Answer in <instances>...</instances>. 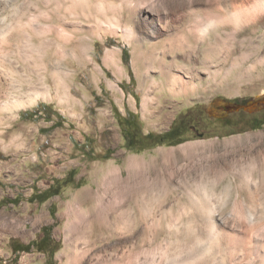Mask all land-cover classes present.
Wrapping results in <instances>:
<instances>
[{
  "label": "rangeland",
  "instance_id": "374dc122",
  "mask_svg": "<svg viewBox=\"0 0 264 264\" xmlns=\"http://www.w3.org/2000/svg\"><path fill=\"white\" fill-rule=\"evenodd\" d=\"M257 1L18 0L5 7L0 264H65L77 216L112 202L124 209L108 231L94 221L95 239L91 228L74 242L84 264H264V246L244 251L264 245V230L244 217L249 208L264 227V109L222 110L264 94V11H250ZM208 27V35L197 31ZM172 128L177 138L146 145L144 135ZM57 182L59 195L30 202ZM210 206L233 234L219 244L209 240ZM45 226L51 235L40 252ZM33 242L30 252L14 250Z\"/></svg>",
  "mask_w": 264,
  "mask_h": 264
},
{
  "label": "bare ground",
  "instance_id": "6f19581e",
  "mask_svg": "<svg viewBox=\"0 0 264 264\" xmlns=\"http://www.w3.org/2000/svg\"><path fill=\"white\" fill-rule=\"evenodd\" d=\"M18 0H0V16H2L3 12H4V9L5 7H8L11 5V3L13 2H17ZM259 11V10H262L264 11V0H258L253 6L251 5V10L250 11ZM2 20V23L5 24L4 26H6V29L7 28H13L12 24L7 22L6 19H1ZM213 22V21H211ZM212 26V23L211 25ZM16 29V28H15ZM194 29V28H193ZM197 29V28H196ZM210 29L211 28H198L197 31L199 34H201L202 36H205V35H208L209 32H210ZM191 30V29H190ZM11 31V30H10ZM13 31V30H12ZM16 31V30H15ZM6 32V31H5ZM2 35V34H0ZM4 35V34H3ZM7 35L9 36V32L7 33ZM7 35L5 37H7ZM232 37H237L236 33L233 34ZM4 38V37H3ZM187 39V38H186ZM188 41V40H187ZM53 43V42H52ZM62 45V44H61ZM22 60V59H21ZM58 73V72H57ZM55 75V73H54ZM57 76V75H56ZM184 88L183 89H186V87H188L186 84L183 85ZM182 89V88H181ZM149 95V94H148ZM38 99V95L32 97L30 100H29V103H24V102H17L18 105L22 106V107H26L30 104H32L33 102H35L36 100ZM152 101L150 99L147 100L146 104L144 105L145 108H148L150 106L149 102ZM114 178V177H112ZM115 178H118V176L116 177L115 175ZM110 180V179H109ZM117 179H115V183ZM117 186V185H116ZM119 186V185H118ZM113 189V187L109 186L107 191L111 192L113 190H110V189ZM115 188V187H114ZM135 192V191H134ZM252 193V192H251ZM255 194V193H254ZM106 202V201H104ZM206 208V207H205ZM71 209V208H70ZM124 209V205H119L117 204V202H112V203H109L108 205H102V206H95L94 209L92 210V212L88 215H78L77 217L80 218L79 221H75L74 223H72V225L70 226L69 230H68V237H67V248L64 252V254L62 255V258L63 259H66V263L65 264H84V262L86 261L85 259V253L82 252L80 250V247L75 244V240H80L81 238L84 239L88 234L89 232L91 231V228L93 227V225L91 223H93L94 221H97L100 226H103V228H107V227H104V226H107V224L109 223H114L111 222V219L114 220V218H112L114 215L120 213V211H122ZM75 211V210H74ZM73 211V212H74ZM119 211V212H118ZM243 211V210H242ZM244 217L247 219L248 223L250 225H257L259 229H262L264 230V227H260L259 224V220H257L258 218L255 217V213L254 211H252L251 209L249 208H245L244 210ZM236 212V211H235ZM72 213V212H71ZM79 213V212H78ZM123 213V211H122ZM238 213V212H237ZM75 214V213H74ZM216 211L214 209V207H208V209L206 210V219H207V224H208V229H209V240L210 242L214 243V244H219L221 243V238L222 237H225L227 235H229L228 238H231L233 237L231 235V233L227 234V230H225L223 228V225H224V221H221L219 218L216 217ZM218 215V214H217ZM74 216V215H73ZM241 216V215H240ZM243 217V216H242ZM240 219V218H239ZM124 220L125 219H121V221H123L124 223ZM246 221V222H247ZM118 223V222H117ZM121 223V222H120ZM261 223V222H260ZM98 224V225H99ZM263 224V223H262ZM248 226V225H247ZM95 228H92V233L93 236L95 233L94 231ZM119 229V228H118ZM195 229V228H193ZM103 230V229H102ZM107 230V229H105ZM171 230V229H170ZM97 231V230H96ZM108 231V230H107ZM231 231V230H230ZM105 232V231H104ZM201 232V231H200ZM234 233V232H233ZM239 234V233H238ZM97 235V234H96ZM235 235V234H234ZM261 235V234H260ZM255 236V235H254ZM264 236V235H263ZM176 237V236H175ZM236 238V237H235ZM240 238V237H239ZM244 238V237H243ZM246 238V237H245ZM256 238V237H255ZM94 239H95V236H94ZM234 239V238H233ZM237 239V238H236ZM262 239V238H260ZM251 240V239H250ZM254 240V239H253ZM257 240V238H256ZM220 241V242H219ZM237 241V240H236ZM242 241V240H241ZM260 241V240H259ZM240 242V241H239ZM238 243V242H237ZM235 244V243H232V245H229V248H239L241 247L240 244ZM243 243V242H241ZM249 243V242H248ZM259 242H254L252 243H249L248 247H244L245 248V252H246V255H253V253L255 252H258L259 249H262L264 246L262 243L258 244ZM264 243V242H263ZM230 244V243H229ZM228 245V244H227ZM245 245V244H244ZM243 245V246H244ZM220 247V245H219ZM262 247V248H261ZM224 248V247H223ZM235 249V250H236ZM242 249V248H241ZM264 249V248H263ZM262 249V250H263ZM243 250V249H242ZM102 251V250H101ZM237 251V250H236ZM260 252V251H259ZM242 253V252H241ZM257 254V253H255ZM125 255V254H124ZM122 257V256H121ZM250 257V256H249ZM123 258V257H122ZM65 261V260H64ZM104 262V261H103ZM232 263V262H231ZM88 264V263H87ZM172 264H177V263H172Z\"/></svg>",
  "mask_w": 264,
  "mask_h": 264
},
{
  "label": "trees",
  "instance_id": "16d2710c",
  "mask_svg": "<svg viewBox=\"0 0 264 264\" xmlns=\"http://www.w3.org/2000/svg\"><path fill=\"white\" fill-rule=\"evenodd\" d=\"M123 57L125 58V64L127 66H129V51L127 49H124L123 51ZM243 104V103H242ZM242 111V110H241ZM41 111L37 110L35 111L33 117H38L39 113ZM28 113L26 112L25 115H27ZM130 116H132V114H129ZM49 118V117H48ZM131 118V117H130ZM50 119V118H49ZM264 125V121L261 123L260 126ZM133 127V126H132ZM131 127V128H132ZM176 128H172L171 130H169L168 132L162 134V135H155L152 133H148L146 135H144V141L146 142V145L149 147H156L157 145L163 144V142H165L168 139H175L177 138L176 136ZM139 132V131H137ZM124 138H125V143H126V147L129 149H133L134 147H136L133 143H132V134L130 133L129 127H125V131H124ZM182 140V139H181ZM182 142L179 140H176L175 142L172 143V145H179ZM91 152V153H90ZM92 154V151L88 150L86 152H84V154L87 156H89V154ZM94 153V152H93ZM112 151L108 150L107 154H105V156H103V159H110L111 155H112ZM91 157V156H90ZM95 159H99L98 157ZM61 185L60 182H57L56 184H54L53 186H51L49 189H47L44 192H37L35 193L32 198H30V202L34 203V202H39L40 204L45 203L46 201H48L50 198L57 196L60 194V190H59V186ZM4 203V200L0 203V206ZM50 229L49 226H45L42 228L43 230V236L42 238L37 242V246H38V250L40 252H44L45 248H43V245L49 240V232L48 230ZM36 244L35 242L30 243V244H24L22 245L20 248L17 249V246H14V250L16 251H20V252H30L33 248H35Z\"/></svg>",
  "mask_w": 264,
  "mask_h": 264
},
{
  "label": "water",
  "instance_id": "95a60500",
  "mask_svg": "<svg viewBox=\"0 0 264 264\" xmlns=\"http://www.w3.org/2000/svg\"><path fill=\"white\" fill-rule=\"evenodd\" d=\"M262 109H264V94L258 99L252 100L246 104L229 102L222 108V110L227 114L232 112H238L241 110L252 113V112L260 111Z\"/></svg>",
  "mask_w": 264,
  "mask_h": 264
},
{
  "label": "flooded vegetation",
  "instance_id": "af4514ba",
  "mask_svg": "<svg viewBox=\"0 0 264 264\" xmlns=\"http://www.w3.org/2000/svg\"><path fill=\"white\" fill-rule=\"evenodd\" d=\"M127 121H129L130 123H132V119L131 118H127ZM128 126H131V124H128Z\"/></svg>",
  "mask_w": 264,
  "mask_h": 264
}]
</instances>
